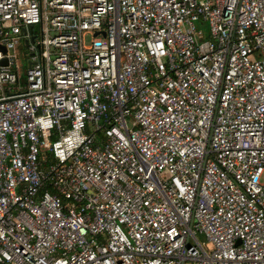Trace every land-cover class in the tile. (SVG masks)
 <instances>
[{"label":"built area","instance_id":"obj_1","mask_svg":"<svg viewBox=\"0 0 264 264\" xmlns=\"http://www.w3.org/2000/svg\"><path fill=\"white\" fill-rule=\"evenodd\" d=\"M0 264H264V0H0Z\"/></svg>","mask_w":264,"mask_h":264},{"label":"rangeland","instance_id":"obj_2","mask_svg":"<svg viewBox=\"0 0 264 264\" xmlns=\"http://www.w3.org/2000/svg\"><path fill=\"white\" fill-rule=\"evenodd\" d=\"M197 24H198V23H197ZM202 28H203V30L206 31V30H207V24H206V23H203V24H202ZM17 52L20 53L21 51L18 50ZM200 240H202V239L200 238Z\"/></svg>","mask_w":264,"mask_h":264},{"label":"water","instance_id":"obj_3","mask_svg":"<svg viewBox=\"0 0 264 264\" xmlns=\"http://www.w3.org/2000/svg\"><path fill=\"white\" fill-rule=\"evenodd\" d=\"M27 28H28L29 31L31 30V26L30 25ZM2 62H5V61L2 60Z\"/></svg>","mask_w":264,"mask_h":264}]
</instances>
